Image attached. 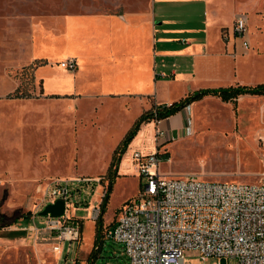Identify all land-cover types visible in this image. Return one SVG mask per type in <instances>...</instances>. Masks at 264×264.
<instances>
[{"label":"rangeland","instance_id":"rangeland-1","mask_svg":"<svg viewBox=\"0 0 264 264\" xmlns=\"http://www.w3.org/2000/svg\"><path fill=\"white\" fill-rule=\"evenodd\" d=\"M149 3L150 0H0V207L3 211L7 207L9 216L27 215L25 199L36 179L99 180L71 183L70 191L75 197H71L68 214L84 216L82 236L78 242H63L61 262L58 256L48 254L47 264H130L122 246L105 239L104 233L116 222L122 206L141 192L145 179L140 178L133 154L155 151L154 120L143 122L121 158L120 176L115 178L102 215L99 249L95 248L99 221L91 214L94 206L101 207L106 194L109 180L105 175L114 151L143 113L142 108L149 109L150 104H131L128 108L129 101L119 97L65 94V90L73 88L74 80L63 74L70 70L61 68V62L66 55L67 29L75 34L78 28L76 20H67L68 15L138 11ZM46 27L52 28L51 34L46 35ZM34 59L24 71L25 63ZM41 75L52 77L43 83ZM92 83V78L85 81L82 94L99 95ZM18 88L20 94L34 97L13 98ZM238 108L205 102L196 114L188 112L194 134L179 136L169 150L164 148L166 144L160 148L172 159L160 163V173L166 177L196 174L204 180L220 182H264L263 143L259 137L254 139L256 130L252 124L245 125L242 135ZM78 206L88 209L76 211ZM45 220L38 215L35 219L26 216L14 226L23 242L33 243L35 228H44ZM200 256L196 250L184 253L186 264L217 261L210 258L202 263ZM221 264H238V260L223 259Z\"/></svg>","mask_w":264,"mask_h":264},{"label":"crops","instance_id":"crops-1","mask_svg":"<svg viewBox=\"0 0 264 264\" xmlns=\"http://www.w3.org/2000/svg\"><path fill=\"white\" fill-rule=\"evenodd\" d=\"M241 13L247 18L245 39L249 43L248 49L232 31L235 19ZM66 18L76 20L78 28L75 34L69 28L66 32V55L63 61L75 58L77 68L63 72L74 80L73 88L65 90V94L80 92L78 95L81 97H119L129 101L126 104L128 108L131 104L141 107L150 104L149 109L142 108L144 113L155 105H170L202 89L264 83V45L261 44L264 39V0H150L145 9L138 11H100L68 15ZM45 30L46 35L53 31L51 27H46ZM30 61L25 63L26 66L36 60ZM48 76L39 77L45 83L52 77ZM90 78L93 79L95 92L99 93L97 96L82 94L85 81ZM205 102L232 105L208 95L162 119L161 127L169 140L164 148L168 149L183 134H194V129L189 126L191 119L188 112L196 114L197 108ZM237 105L240 115L238 128L242 135L246 130L245 125L252 124L256 130L254 139L257 141L256 138L259 137L262 142L264 94L241 95L235 106ZM153 120L155 124V119ZM47 180L33 181V190L25 199L27 215L9 216L7 207H4V211L0 207L2 262L47 264L48 254L58 256V261L61 262L62 243L54 232L45 227L35 229L33 243H25L17 234L18 228L14 226L19 219L31 216L29 210L40 197L39 185L50 181ZM72 194L74 198V193ZM8 206H11V200L8 201ZM87 209L78 206L76 211ZM66 214L70 224L83 227L84 216L70 215L68 209ZM33 229L34 227L30 231ZM58 245L61 250L54 252V247Z\"/></svg>","mask_w":264,"mask_h":264},{"label":"built area","instance_id":"built-area-1","mask_svg":"<svg viewBox=\"0 0 264 264\" xmlns=\"http://www.w3.org/2000/svg\"><path fill=\"white\" fill-rule=\"evenodd\" d=\"M232 28L248 49L246 15L238 14ZM61 67L75 70L77 61L66 59ZM161 122L162 119L155 118V151L133 154L140 178L145 179L141 192L123 206L116 222L105 231V239L120 244L130 264H186V250L198 251L202 263L210 258L217 259L214 264L236 258L238 264H264V182L246 184L209 181L197 175L163 176L160 163L168 158L160 148L169 140ZM262 143L264 146V139ZM85 181L99 182L92 178H59L40 184V197L29 210L31 216L36 217L46 205L57 200L66 201L68 209L73 196L71 183ZM101 214L102 208L95 206L91 215L97 221ZM45 228L54 232L60 243L78 242L82 236V227L70 224L67 214L61 218L47 217ZM60 250V245L54 247V252ZM0 264L6 263L0 258Z\"/></svg>","mask_w":264,"mask_h":264},{"label":"trees","instance_id":"trees-1","mask_svg":"<svg viewBox=\"0 0 264 264\" xmlns=\"http://www.w3.org/2000/svg\"><path fill=\"white\" fill-rule=\"evenodd\" d=\"M29 67H24V71L28 70ZM250 94V95H263L264 94V83L257 84V85H237V86H230L227 88H216V89H202L199 91H196L194 93L189 94L185 98L174 102L170 105L163 104V105H155L150 110L144 112L141 114V116L134 122L133 126L129 130V132L126 134L124 140L121 142V144L117 147V149L113 153L112 161L110 163L109 168L107 169V173L105 175V178L109 180V185L106 191V194L104 195L103 201L101 203L102 208V214L105 213L107 204L110 199V194L113 189V184L115 182V178L117 176H120L119 174V165L121 162V158L124 154V152L127 150L131 140L134 138L136 133L138 132L140 126L143 124V122L153 120L155 118L159 119H166L171 115H174L181 111L182 109L189 106L192 102L196 100H200L204 98L205 96L212 95L220 98L224 102H230L234 105L237 104V99L241 95ZM13 98H32L34 97L31 94L23 95L20 94L19 88L16 90L15 95L12 96ZM166 158H169L168 153L165 154ZM102 232H103V223L102 218L99 220L97 228H96V244L95 248L99 249L100 244L102 241ZM95 250V249H94ZM93 252L90 254V257L92 258ZM89 257V258H90Z\"/></svg>","mask_w":264,"mask_h":264},{"label":"water","instance_id":"water-1","mask_svg":"<svg viewBox=\"0 0 264 264\" xmlns=\"http://www.w3.org/2000/svg\"><path fill=\"white\" fill-rule=\"evenodd\" d=\"M66 201L57 200L46 205L37 215L41 217L61 218L66 215Z\"/></svg>","mask_w":264,"mask_h":264}]
</instances>
